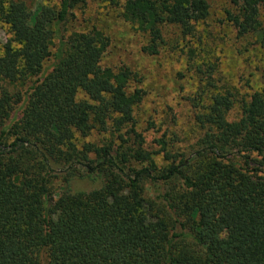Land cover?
<instances>
[{"label":"trees","instance_id":"16d2710c","mask_svg":"<svg viewBox=\"0 0 264 264\" xmlns=\"http://www.w3.org/2000/svg\"><path fill=\"white\" fill-rule=\"evenodd\" d=\"M84 3L0 0V264H264V90L242 99L234 120L233 93L205 104L196 93L202 134L185 153L155 138L159 165L134 128L144 96L136 74L103 64L110 38L97 26L65 29ZM230 3L237 36L258 32L264 0ZM119 7L148 55L163 45L162 27L177 26L189 69L213 86L195 64L206 0ZM109 120L118 143H76Z\"/></svg>","mask_w":264,"mask_h":264},{"label":"rangeland","instance_id":"374dc122","mask_svg":"<svg viewBox=\"0 0 264 264\" xmlns=\"http://www.w3.org/2000/svg\"><path fill=\"white\" fill-rule=\"evenodd\" d=\"M85 0L75 9V17L65 25L66 31L88 30L97 26L110 38L103 64L114 69L129 68L139 82H131L132 87L144 91L142 101L134 109V128L144 137V145L154 153L159 165H164L161 153L154 139L165 134L169 149L185 153L189 151L202 134L196 120L199 107L191 101L203 90L204 101L216 92H231L236 99L228 118L234 120L239 115V102L254 91L264 90L261 68L264 53L259 46V37L264 42V10L260 11V29L246 36H237L226 11H232L230 0H206L209 5L207 18L195 26V64L205 65L204 71L212 72L213 86L205 85V75L189 69L185 60L183 41L179 29L173 24L162 27L163 45L156 55L143 51L146 44L144 35L120 17L123 0ZM34 8L37 4L56 5L57 0H25ZM7 28L0 24V40L7 38ZM181 74L182 76H180ZM18 105L15 106V110ZM153 121L155 126L148 127ZM128 126L120 129L121 139L127 144L133 142L127 133ZM117 131L109 120L105 128L95 126L88 136L76 137V143H90L101 146L118 143ZM156 152V153H155Z\"/></svg>","mask_w":264,"mask_h":264}]
</instances>
